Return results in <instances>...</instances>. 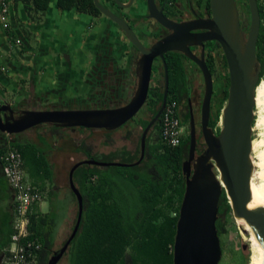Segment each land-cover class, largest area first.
I'll list each match as a JSON object with an SVG mask.
<instances>
[{
  "label": "water",
  "instance_id": "obj_1",
  "mask_svg": "<svg viewBox=\"0 0 264 264\" xmlns=\"http://www.w3.org/2000/svg\"><path fill=\"white\" fill-rule=\"evenodd\" d=\"M116 2L124 9H129L134 4V0H129L126 4L120 0ZM247 2L250 26L248 33H245L235 0H211V20L198 19L181 24L165 17L158 10L156 0H147V13L138 18L155 20L170 33L152 45L145 46L125 19L104 8L99 0H94L98 11L118 25L121 33L138 52L137 90L129 103L119 108L23 110L16 117L13 104L15 101L20 104L21 100L0 102V132L8 137L41 125L114 131L133 120L145 106L157 60L164 69L165 91L161 109L143 131L139 160L124 164L86 159L71 168L69 184L78 203L76 223L62 249L53 254L48 264H58L61 261L80 229L84 206L83 196L74 181L76 170L82 165L130 167L143 161L148 134L160 120L168 101V53L183 54L185 58L196 62L203 74L205 93L201 109V131L207 147L201 155L196 156L197 129L192 102L189 100L190 149L188 159L183 164L186 189L177 224L174 264H220L222 247L216 222L223 189L230 201L233 215L247 223L256 241L264 244V208L251 207L249 204L252 200L251 180L254 173L252 134L256 120V91L261 83L262 70L256 55L261 17L258 1ZM196 30L202 32L194 33ZM209 41H216L222 47L230 74L229 96L222 110L219 135L209 127L214 93L213 75L205 60V43ZM198 46L202 49L201 58L191 50ZM215 168L219 174L215 172Z\"/></svg>",
  "mask_w": 264,
  "mask_h": 264
},
{
  "label": "trees",
  "instance_id": "obj_2",
  "mask_svg": "<svg viewBox=\"0 0 264 264\" xmlns=\"http://www.w3.org/2000/svg\"><path fill=\"white\" fill-rule=\"evenodd\" d=\"M12 1L21 2L28 13L46 12L56 6L62 11L74 10L92 16L100 14L94 5V0ZM235 1L243 20L245 13L241 11V7L244 5L242 7L244 9L245 0ZM257 1L261 28L256 55L262 66L260 75L262 80L264 78V0ZM217 54L214 49L211 50L207 65L214 78L225 79V91L222 93L219 90L216 99L213 97L214 104H211L209 121V127L219 135L222 110L229 96L230 74L225 56ZM184 58L181 53L166 55L169 73L167 102L174 100L180 109H190L189 95L192 82ZM157 82V88L150 87V94L145 104L147 112L152 114V120L161 109L165 77H163V85L160 80ZM161 118L155 128L158 138L153 140L152 136L147 137L145 157L140 164L130 167L82 165L76 170L74 181L83 196L84 211L80 229L64 255L68 259V264H174L177 224L186 189L183 164L189 155L190 130L187 136L184 135L179 146H168L161 139ZM181 122L184 127L185 122L190 124V111L184 121L181 118ZM149 123L146 120L140 121L144 129ZM54 135L57 133L54 132ZM130 136L131 133H128L127 137ZM9 146V148L5 146L0 148V157L8 149H15L24 161V169L30 170L31 180L53 182V166L41 148L31 142H13ZM206 148L202 138H197V151L203 153ZM76 152L83 154L86 159L99 162L132 164L140 158V142L134 152L124 148L105 155L93 153L92 147L86 141H82L76 147ZM110 156L112 157L108 159ZM9 188L11 187L4 176L0 160V195H2L0 201L2 199L10 201L9 209L3 214V221L0 223V264L3 256L8 254L12 235L16 232L14 203L11 202ZM41 189L46 190L45 187ZM44 200L49 202V212L35 210L33 205L28 213L29 234L22 239V242L37 241L41 244L34 264H48L57 251L55 247L58 232L61 224L68 217L69 207L72 202L77 203L72 191L70 195L60 197L55 187L45 194ZM231 215L230 201L223 189L216 222L219 237L224 234L225 220Z\"/></svg>",
  "mask_w": 264,
  "mask_h": 264
},
{
  "label": "crops",
  "instance_id": "obj_3",
  "mask_svg": "<svg viewBox=\"0 0 264 264\" xmlns=\"http://www.w3.org/2000/svg\"><path fill=\"white\" fill-rule=\"evenodd\" d=\"M54 9L58 8L54 6L50 10L58 17L64 15L62 13H56V10L54 12ZM46 12L28 13L21 2L14 3L12 1V28L9 32H6L0 25V28L3 29H0V93L7 92L11 95L10 98L13 96L18 100L21 99V102H36L37 104L32 103V105L36 106L39 103L47 101L49 102V106L57 105L61 102L65 107L69 105L70 108H74L77 105L76 103L68 104L64 100L65 94L72 90L70 89L71 84H73V89L77 91V94H80V97L82 96L78 102L93 104L97 98L94 95L89 96L92 92L99 99L105 98L103 93L101 92L100 94L99 89L96 88V85L100 84L102 74L109 76L110 79H114V83L119 82L117 85L129 81L132 83V78L135 77V65H128L126 67V62L124 61L125 49V53L122 49L116 48H111L110 51L100 52L102 54L96 51V45L102 37L101 29L92 32L91 39L85 42L84 45H88L90 42L91 44L87 49V54L82 59L78 56V50L80 48L71 52V49L65 48L59 43L56 44V42L51 43L48 41L47 36H50L51 28L55 27L57 30L61 28L52 19L46 18ZM90 24H87V28L90 27ZM16 39H21L22 45H19V47H22L21 50H11L9 48V43L12 45L16 44L13 41ZM94 41L95 43H93ZM38 45L39 48L37 50L34 49V46ZM111 54L115 58L116 65L109 64L107 60ZM54 55L55 57L61 55L64 62L52 59ZM65 56L68 58V61H66ZM76 68L79 70L78 74H76ZM109 82L110 80L107 81L108 88L110 85ZM161 85H163V80ZM104 93L109 95L110 92ZM1 99L3 100L2 97ZM27 131L25 136L26 140L20 141V143H34L44 151L49 160L50 157H53V155L51 156L52 153L61 149L57 141V135H54V132L52 133L51 130L36 127L32 131ZM6 138L9 139L10 144L15 142L13 137L9 138L6 136ZM50 162L54 171L53 182H40L28 178L30 182L45 187L46 193L51 189L50 186H53L52 183L58 182L61 176L60 167L58 169L56 163ZM25 171L30 172L28 168H25ZM9 192L11 202L13 203L14 192L11 188H9ZM1 197L2 195H0ZM3 200L5 199L0 201V223H2V216L7 212L10 204V201ZM41 204L35 205L34 209L41 210ZM68 218H70V215Z\"/></svg>",
  "mask_w": 264,
  "mask_h": 264
},
{
  "label": "rangeland",
  "instance_id": "obj_4",
  "mask_svg": "<svg viewBox=\"0 0 264 264\" xmlns=\"http://www.w3.org/2000/svg\"><path fill=\"white\" fill-rule=\"evenodd\" d=\"M245 4L246 5L244 9H242L244 5L241 7V11L245 13V22H247V26H248V24L250 23V11L248 8L247 0H245ZM55 10L57 11L56 13H60V14L62 13L64 15L62 17H58L57 15H55V13H53L52 10H49L46 12V18L52 19L54 22L57 23L58 27H60L61 29L57 30L55 27L51 28L52 29L51 34L49 37L47 36L48 41L51 43L56 42V44L59 43L65 48L71 49V52H73L77 48L78 49L80 48L78 50V56L79 58L83 59L85 55L87 54V49L90 47V44H91L90 42L88 45H84L85 42L91 39L92 32L102 28V21H104L105 17H103L100 20L99 18H96L93 16H88L86 14H80L74 10L73 11H66V10L62 11V10L54 9V12ZM87 18H90V19H87ZM85 19H86V22H85ZM91 22L92 24H90ZM87 24H90L89 28H87ZM0 25L3 28L1 23ZM13 41H16V40H13ZM93 43H95V41ZM15 45L17 44L12 45L9 43V48H11V50H18V49L21 50L22 47H19V45L18 46H15ZM38 48H39V45L34 46V49L37 50ZM66 55L68 56V54ZM52 59L64 62L61 55L56 56V57L54 55ZM65 59L66 61H68V58L66 56H65ZM78 73H79V70L77 69L76 74ZM157 80H159V75L158 74L156 75L155 69H154L152 81H151L152 89L158 87ZM100 85L101 84L96 85V88L97 89L99 88L102 91L104 90L103 92H108L110 90L106 84L103 87L102 85L101 86ZM201 85H202L201 80L200 82L194 83V87L192 89L193 93H192L191 102H192V105L196 113L195 122L197 125L196 127L198 129L197 138L200 137L204 141L203 135L201 133V125H200L201 111L199 108L202 102V99H203V91L201 89L202 87ZM70 89L72 90L68 92L67 94H65V97H64L65 99L63 98L65 102H67L68 104H71L73 103V101H77L76 103L77 105L75 104L76 108H91V107L96 108L94 107L96 106V104H89V103L86 104L85 102L83 103L78 102L81 100L80 98L82 96L80 97V94H77V91L73 89V84L70 85ZM0 94L2 95L0 96L3 98L2 101L10 100L12 102L14 100H18L17 98H14L13 96L10 98L11 95H9V93L7 92H2ZM104 95L106 94L103 93V96ZM1 97H0V100H1ZM213 97L216 99V91L214 92ZM214 98L212 100V105L214 104ZM16 102L17 101H15V103ZM14 104H13V107L15 108ZM17 105H18V102H17ZM49 107L52 109H62L61 107H65V106L61 102H59L57 105H53V106L50 105ZM147 111L148 110L146 109L145 111L141 112L140 115L136 117V119L134 118V120L131 123H129L127 127H124L116 131L115 130L114 131L92 130V132H90V131L82 130L80 128H73L75 130L69 129L67 131H64L61 134L56 132L57 141H58V144L61 146V149L51 154V156L53 155V157H50V161L56 163L58 169L60 167L61 176L59 178L60 180L54 183V185L50 187L51 188L55 187L60 197H64L67 194L69 195L71 194V189H70V184H69V172L76 163L86 160V157L83 154L76 152V147L82 141H86V143L92 147L93 153L95 154L108 155L117 150H121L124 148L132 152L136 151L138 149L140 138L144 131L143 126L140 124V120L145 119V117H148V119L151 118V114ZM188 112L189 111L186 108L180 109V114H181V118L183 121L185 120L186 118L185 115ZM219 127H221V122L219 123ZM189 130H190L189 124L185 122L184 135L187 136L189 134ZM128 133H131L130 138L127 137ZM150 136L153 137V140H157L158 138L157 132H152ZM252 136H253V140L260 139L257 131L256 132L253 131ZM111 157L112 156H110L108 159H110ZM252 157H253V154H252ZM214 170L217 174H219L216 168ZM25 172H26L27 177L31 180L30 174H29L30 172L29 171H25ZM49 206L50 205H49L48 200H44L41 204V211L43 213L49 212V209H50ZM69 212H68V216L70 215V218L64 220L58 232L57 242H56V247H55L57 251L62 249L64 242L67 241V239L72 233V230H73L72 228L75 223L76 214L78 212V203L72 202V204L69 207ZM225 229L226 230L224 234H222V236L220 237L221 247H222V258H221L220 264H250L252 250H251L250 242L248 240L249 235H250L249 226L247 225V231L244 232L237 218L232 213V215L227 220H225ZM244 245H246L245 249H244ZM58 264H68L67 257H63Z\"/></svg>",
  "mask_w": 264,
  "mask_h": 264
},
{
  "label": "flooded vegetation",
  "instance_id": "obj_5",
  "mask_svg": "<svg viewBox=\"0 0 264 264\" xmlns=\"http://www.w3.org/2000/svg\"><path fill=\"white\" fill-rule=\"evenodd\" d=\"M120 1L122 3H125V4L129 2V0H120ZM99 2L104 8L112 11L117 16L125 19L127 21V23L129 24V26L135 30L136 34L139 36V38L142 40V42L145 46L152 45L153 43H155L156 41L160 40L161 38L167 36L170 33L169 30L165 29L163 26H161L155 20L145 21V20H143V18H138L139 15L147 13V0H134L133 6L129 9H124V8L120 7L117 4L116 0H99ZM156 5H157L158 10L162 11V13L165 17H167L171 21H174V22L179 23V24L188 23V22L198 20V19L211 20L213 18V9H212L211 0H156ZM94 17L99 18L100 20L103 17L106 18V19L104 18V21H102V28H101L102 37H101L100 41L98 42V44L96 45L97 46L96 51H98L99 54H102L100 52L110 51L111 48H116V49H120V50L125 49V52H129L128 54L125 53V55H124V59H125L124 61L126 62V67L128 65H130V66L135 65V77L132 78V83H130V81H129L127 83H120V85H117V83H119V82L114 83L113 82V81H115L114 79H110L109 76L102 74L101 80H100V84L102 85V87L105 86V84L108 85L107 81L110 80V82H109V84H110L109 85V89H110L109 95H104V97H105L104 99H99V97H97V95L93 94V92H92V94H90L89 96L94 95V97L97 98L93 103V104H96V106H94V107H97V108H119V107H123L129 103V101L134 96L135 91L137 90L138 78L136 75V62L138 59V52L135 49V47L133 45H131V43H128L125 36L121 33L118 25H116L113 21H111L109 18L104 16L101 12H100V14H97ZM242 23H243V27L245 29V33H248L249 24L247 26V22H245V17L243 18ZM200 32H202V31L201 30L194 31V33H200ZM145 34L148 36H146ZM147 40H149V41H147ZM213 49L219 54V56H221L222 54L225 56L224 51L218 42H216V41L206 42L205 43V60H206V63H207V60L210 58V52ZM191 50L198 58H201V54H202L201 47H199V46L198 47H192ZM114 59L115 58H114L113 54H111L107 60H108L109 64L116 65ZM183 60L189 68L190 81L192 82V89L194 87V83L200 82V80L202 81L201 89L203 91V98H204L205 83H204L203 74H202L199 66L197 65L196 62H194L191 59L184 58ZM154 69H155L156 75L157 74L159 75V80L162 83V80L164 77V69H163L162 63L157 60ZM154 69H153V72H154ZM213 79H214V92L216 91V94H217V93H220V91H222V93H223L225 91V79H218V78L216 79V78H214V76H213ZM220 87H221V89H220ZM228 89H229V87H228ZM98 91L100 94H101V92L104 93L103 92L104 90L102 91L101 89H99ZM192 93H193V90H191V93L189 95L190 101L192 98ZM202 102H203V99H202ZM202 102H201L200 107H199L200 111L202 109ZM32 103H36V102L22 101V102H20V104H18V105L16 104L15 105V116L18 117L23 110H48V109H52L49 107V102H47V101H44L43 103H39L38 106L32 105ZM73 103H77V101H73ZM99 104H101V105L99 106ZM61 108L62 109H85V108H76V107L70 108L69 105L67 107H61ZM145 108L147 109L146 105L140 110L139 114L136 117H138L141 112L145 111L146 110ZM192 109H193L194 117H195L196 113H195V109H194L193 105H192ZM188 111H190V109H188ZM180 116H181V114H180ZM185 116L187 117V114ZM136 117H135V119H136ZM200 119H201V116H200ZM133 120L127 122L125 125H123L119 129L127 127L128 124L131 123ZM143 120L151 122L152 121V114H151L150 119H148V117H145V119H142V121ZM158 124H159V121L156 122V124L150 130L148 136H150L152 132H155V128H156V126H158ZM200 125H201V121H200ZM37 127L38 128L41 127L45 130L49 129V130H51L52 133L57 132L59 134L63 133L64 131H67L69 129L75 130L73 128H55V127H52L49 125H41V126H37ZM33 128H36V127H33ZM33 128L29 129L28 131H32ZM54 129H56V130L54 131ZM80 129L92 132V130H90V129H85V128H80ZM119 129H117V130H119ZM196 129H197V127H196ZM101 130H105V129H101ZM197 131H198V129H197ZM201 133H202V131H201ZM0 136L2 137L0 139V148L4 147V146L9 148L10 143H9V139L6 138L7 135L0 132ZM25 136H26V132H24L22 134L13 135L9 138L13 137V139H15V142H20V141L26 140ZM199 139H200V137H199ZM201 154H202V152L200 153V151L198 150L196 153V156H199Z\"/></svg>",
  "mask_w": 264,
  "mask_h": 264
},
{
  "label": "built area",
  "instance_id": "obj_6",
  "mask_svg": "<svg viewBox=\"0 0 264 264\" xmlns=\"http://www.w3.org/2000/svg\"><path fill=\"white\" fill-rule=\"evenodd\" d=\"M11 5L12 0H0V23L6 31L11 30ZM16 44L22 45L21 40L17 39ZM184 133L180 107L176 101L171 100L167 102L161 118L162 142L177 147L181 144ZM0 160L4 176L14 192L13 215L16 231L12 235L8 254L3 256L1 264H34L41 244L37 241L22 242V239L29 234V210L33 205L44 201L46 192L42 191L41 186L29 181L24 169V161L17 150H7L1 155Z\"/></svg>",
  "mask_w": 264,
  "mask_h": 264
},
{
  "label": "bare ground",
  "instance_id": "obj_7",
  "mask_svg": "<svg viewBox=\"0 0 264 264\" xmlns=\"http://www.w3.org/2000/svg\"><path fill=\"white\" fill-rule=\"evenodd\" d=\"M254 131L258 132L260 139L253 140V165L254 173L251 180L252 200L251 207L264 208V78L261 80L256 91V111H255ZM244 232L247 231V223L237 219ZM249 242L252 256L250 264H264V244L256 241L250 230Z\"/></svg>",
  "mask_w": 264,
  "mask_h": 264
},
{
  "label": "clouds",
  "instance_id": "obj_8",
  "mask_svg": "<svg viewBox=\"0 0 264 264\" xmlns=\"http://www.w3.org/2000/svg\"><path fill=\"white\" fill-rule=\"evenodd\" d=\"M17 40V39H16ZM21 40V39H20ZM16 42V41H15ZM221 122V121H220ZM9 150V149H8Z\"/></svg>",
  "mask_w": 264,
  "mask_h": 264
}]
</instances>
